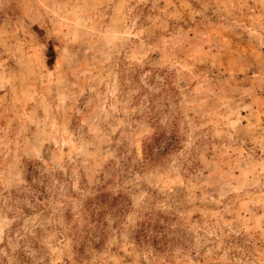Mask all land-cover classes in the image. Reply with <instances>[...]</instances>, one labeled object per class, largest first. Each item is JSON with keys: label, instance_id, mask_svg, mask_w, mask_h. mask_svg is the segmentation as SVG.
I'll return each instance as SVG.
<instances>
[{"label": "rangeland", "instance_id": "rangeland-1", "mask_svg": "<svg viewBox=\"0 0 264 264\" xmlns=\"http://www.w3.org/2000/svg\"><path fill=\"white\" fill-rule=\"evenodd\" d=\"M0 264H264V0H0Z\"/></svg>", "mask_w": 264, "mask_h": 264}]
</instances>
